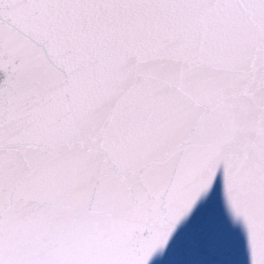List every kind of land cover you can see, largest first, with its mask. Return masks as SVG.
I'll return each mask as SVG.
<instances>
[{
	"label": "snow or ice",
	"instance_id": "snow-or-ice-1",
	"mask_svg": "<svg viewBox=\"0 0 264 264\" xmlns=\"http://www.w3.org/2000/svg\"><path fill=\"white\" fill-rule=\"evenodd\" d=\"M0 264H264V0H0Z\"/></svg>",
	"mask_w": 264,
	"mask_h": 264
}]
</instances>
